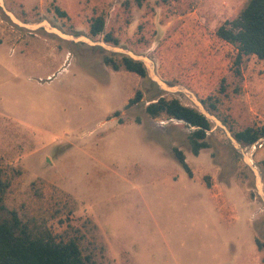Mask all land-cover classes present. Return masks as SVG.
Wrapping results in <instances>:
<instances>
[{
    "label": "rangeland",
    "instance_id": "1",
    "mask_svg": "<svg viewBox=\"0 0 264 264\" xmlns=\"http://www.w3.org/2000/svg\"><path fill=\"white\" fill-rule=\"evenodd\" d=\"M3 1L26 24L47 22L96 43L21 26L0 6L7 223L35 237L76 239L86 264H264V198L244 157L264 194V137L236 148L213 121L208 147L194 154V127L145 110L160 95L195 106L192 97L160 89L148 73L114 70L104 57L123 54L100 45L149 57L161 80L215 102L232 133L260 127L264 60L247 58L235 93V50L215 35L249 0ZM100 15L105 28L93 35Z\"/></svg>",
    "mask_w": 264,
    "mask_h": 264
},
{
    "label": "trees",
    "instance_id": "2",
    "mask_svg": "<svg viewBox=\"0 0 264 264\" xmlns=\"http://www.w3.org/2000/svg\"><path fill=\"white\" fill-rule=\"evenodd\" d=\"M136 1L141 6L144 0ZM104 28V16L100 15L93 19L91 23L93 35L101 34ZM215 35L235 50L229 70L238 79V83L233 88L234 92L238 93L241 91L243 67L247 58L255 55L264 60V0H249L237 17L218 27ZM105 40L117 44V41L112 40L109 36ZM104 62L114 70L125 69L143 77L147 75L144 63L127 55H122L120 61L107 55L104 57ZM221 82L220 90L222 93H226L225 76L222 77ZM141 96L142 92L138 91L136 98L131 99L130 103L139 101ZM199 99L212 114H215L218 108L215 102H210L208 105L205 99ZM145 110L153 118L165 116L167 119L182 120L189 126L195 127L190 134V144L194 154H198L202 148L208 147L206 137L208 131L213 127V121L196 106L184 104L177 97L168 98L160 95L150 100ZM226 121L227 119H224V122ZM232 134L241 145L251 146L264 137V125L260 127L248 126L242 130L233 131ZM174 153L185 171L191 173L183 151L174 148ZM8 185L9 183L3 178L0 171V264H86L76 239L56 240L52 237H35L19 227L13 229L7 223L11 220H7L5 215H2L5 210L2 198ZM3 217L5 219H1Z\"/></svg>",
    "mask_w": 264,
    "mask_h": 264
},
{
    "label": "water",
    "instance_id": "3",
    "mask_svg": "<svg viewBox=\"0 0 264 264\" xmlns=\"http://www.w3.org/2000/svg\"><path fill=\"white\" fill-rule=\"evenodd\" d=\"M0 6L3 8V10L5 11V13L15 22V23H18L19 25L21 26H24V27H27L29 29H36V28H39V27H45L47 30L49 31H52L54 33H57L58 35H60L61 37L63 38H66V39H71V40H75V41H81V40H84V41H88L90 43H94L96 44L95 42H93L91 39L83 36V37H75L74 35H70V34H66V33H63L62 31L54 28L52 25H48L47 22H42L40 24H26L22 21H20L11 11L8 10V8L6 7L5 3L3 0H0ZM100 45H103L105 48L113 51V52H117V53H121L123 55H127L131 58H133L134 60H139V61H142L147 69V73L148 75L151 77V79L153 81H155L159 88L162 89V90H165V91H168V92H178V91H182L184 93H187L189 94L192 99L194 100L195 102V106L204 114L206 115L208 118H210L212 121H214L218 126H221L225 129V131L227 132L228 134V137L230 138V140L232 141L233 145L238 148L239 147V142L237 141V139L234 137V135L232 134V132L222 123V121L220 119H218V117H216L214 114H212L206 107L205 105L202 103V101L197 97V95L187 89L186 87H182V86H172V85H169L168 83H166L165 81L161 80L156 71H155V68L154 66H152V63L150 62V59L149 57L145 56V55H139V54H136V53H133L132 51H129V50H126L122 47H118V46H114V45H110V44H107V43H104V42H101ZM195 128V127H194ZM244 157H245V161L246 163L253 169V171L256 173L257 177H258V181H259V192L261 193V195L263 196L264 198V194L262 193V177L260 175V172L259 170L256 168V166L252 163L249 162L248 160V156L246 154H244Z\"/></svg>",
    "mask_w": 264,
    "mask_h": 264
}]
</instances>
